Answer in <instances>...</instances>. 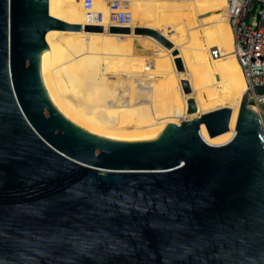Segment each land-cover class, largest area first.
<instances>
[{
  "label": "water",
  "instance_id": "obj_1",
  "mask_svg": "<svg viewBox=\"0 0 264 264\" xmlns=\"http://www.w3.org/2000/svg\"><path fill=\"white\" fill-rule=\"evenodd\" d=\"M50 30L132 31L51 16L48 0H0V264H264V129L248 92L222 144L202 126L229 131L233 109L200 113L193 98L198 115L154 138L94 134L43 87Z\"/></svg>",
  "mask_w": 264,
  "mask_h": 264
},
{
  "label": "bare ground",
  "instance_id": "obj_2",
  "mask_svg": "<svg viewBox=\"0 0 264 264\" xmlns=\"http://www.w3.org/2000/svg\"><path fill=\"white\" fill-rule=\"evenodd\" d=\"M91 1L95 11L102 13L100 22L89 17L86 0H48V14L81 24L107 22L111 16L107 0ZM129 1L134 17L131 33L50 30L46 34L49 48L39 52V65L43 87L53 104L91 133L118 139H148L161 134L172 122L179 123L198 115L187 113L188 99L193 98L200 113L224 106L233 109L229 131L210 137L202 126L207 142L229 141L247 92V79L234 54L227 1ZM136 27L155 29L173 43L172 49L151 36L134 33ZM119 41H126L127 46L135 42L141 49L153 53L155 63L151 64L161 67L155 80L147 73L142 75L147 81L135 76L134 71L129 75L130 87L134 82L140 87L142 97L137 105L131 97L130 100L111 98L106 94L108 87L104 78L111 77L110 66H123L115 57ZM213 46L221 50L217 58L210 54ZM174 49L183 59V71L175 65ZM184 79L190 83V93L184 92ZM161 80L166 83L158 87L157 81L161 83ZM130 93L133 95L132 91Z\"/></svg>",
  "mask_w": 264,
  "mask_h": 264
},
{
  "label": "built area",
  "instance_id": "obj_3",
  "mask_svg": "<svg viewBox=\"0 0 264 264\" xmlns=\"http://www.w3.org/2000/svg\"><path fill=\"white\" fill-rule=\"evenodd\" d=\"M228 22L234 35V54L247 79L249 106L255 107L264 129V0H226ZM110 18L103 25L130 27L133 25V10L129 0H107ZM89 17L101 21V12L95 4L86 0ZM214 57L221 55L218 46L210 49Z\"/></svg>",
  "mask_w": 264,
  "mask_h": 264
},
{
  "label": "rangeland",
  "instance_id": "obj_4",
  "mask_svg": "<svg viewBox=\"0 0 264 264\" xmlns=\"http://www.w3.org/2000/svg\"><path fill=\"white\" fill-rule=\"evenodd\" d=\"M117 45H119L118 49L116 50V53L118 55H116L115 57L117 60H119V63L123 64V66H110L109 74L111 77L109 79L104 78V83H107L105 84V86L108 87L106 94L111 98L117 97L120 99H125L127 97V99L130 100L131 97L132 101L135 103V105H137L138 101L142 97L139 92L140 87L136 82L133 83V87L132 85L130 87V85L127 83L129 80V75L133 74L134 71L135 74H137H134L135 76H139V78H141L142 80L147 81L148 79H144V77L142 76L143 73H147V76H150V78L155 80L154 77L159 75V70L161 69V67L152 65L151 63H155L153 61V58L151 57L153 53L146 52L145 49H141L138 44H135V42H133L132 45L129 44L127 46L126 41H119L117 42ZM130 64H132V66H130ZM110 79L112 80L110 81ZM150 81L151 79L149 80V82ZM165 83L166 82L164 80H161V83L157 81L158 87L165 85ZM131 91L133 95L130 93Z\"/></svg>",
  "mask_w": 264,
  "mask_h": 264
},
{
  "label": "crops",
  "instance_id": "obj_5",
  "mask_svg": "<svg viewBox=\"0 0 264 264\" xmlns=\"http://www.w3.org/2000/svg\"><path fill=\"white\" fill-rule=\"evenodd\" d=\"M233 53V52H232Z\"/></svg>",
  "mask_w": 264,
  "mask_h": 264
}]
</instances>
